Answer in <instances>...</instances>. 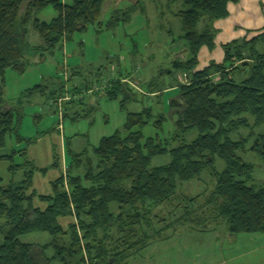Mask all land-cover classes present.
<instances>
[{
	"label": "trees",
	"instance_id": "16d2710c",
	"mask_svg": "<svg viewBox=\"0 0 264 264\" xmlns=\"http://www.w3.org/2000/svg\"><path fill=\"white\" fill-rule=\"evenodd\" d=\"M105 1L0 0V148L7 133L17 130L12 110L2 99L5 71L22 74L30 57L51 54L74 33L97 24ZM163 1L177 6L171 14L179 21V40L185 45L184 59L170 62V69L185 76L184 82L170 87L177 91L168 103L175 116L173 133L144 137L142 129L149 123L162 131L165 117H154L150 108L127 113L122 128L92 148V157L86 151L66 150L65 171L51 183L48 195L32 189L31 161L10 163L11 179L0 186V264H40L34 246L19 240L31 233L48 235L46 247L55 248L52 259L62 264H127L152 242L176 233V226L192 233L220 222L229 237L264 234V187L253 183L254 165L238 155L251 151L264 159V134L252 138L253 129L264 127V25L250 39L223 44L221 62L198 69L200 49L214 48V23L227 18L228 5L240 0ZM48 6L56 16L49 22L36 19ZM137 10L145 12L142 0L118 18L112 11L107 26L128 21ZM28 25L39 38L36 46L27 41ZM120 77L98 95L108 100L121 96L123 108L135 94L127 92ZM77 90L70 88V96L80 94ZM58 91L62 96L63 87ZM193 130L197 136L184 141L183 135ZM241 130L249 132L230 138ZM163 156H168L166 163L151 166L153 158ZM12 157L0 156V161L11 162ZM217 159L223 163L221 171L215 169ZM52 167H59L57 157ZM203 174L212 182L207 193L189 196L178 191ZM162 207L169 208L165 216Z\"/></svg>",
	"mask_w": 264,
	"mask_h": 264
},
{
	"label": "rangeland",
	"instance_id": "374dc122",
	"mask_svg": "<svg viewBox=\"0 0 264 264\" xmlns=\"http://www.w3.org/2000/svg\"><path fill=\"white\" fill-rule=\"evenodd\" d=\"M135 2L105 1L100 10L99 25L88 26L82 33H74L70 41L64 42L51 54L42 52L43 56L36 54L27 58L29 66L22 74L11 69L5 71L2 99L4 105L12 110V120L17 130L7 133L4 146L0 148V156H13L11 162L0 161V186L11 179L8 171L10 163L17 165L28 160L35 168L32 189L38 195H48L51 193V183L65 171L68 159L66 150L73 154L86 151L87 156L92 157V148L100 138L120 130L127 113L150 108L154 117H165L162 131L149 123L142 129L144 137L158 135L165 138L173 133L175 116L170 115L168 103L177 96V91L170 87L182 83L184 78L182 72L170 69V62L173 59H184L185 55V45L179 40L182 34L179 21L171 14L177 6H166L163 0H142L145 12L137 10L128 21L119 20L115 25L107 26L112 11H116L114 15L118 18ZM263 2L247 0L246 7L249 10L239 14L244 15V18L249 16L248 22L252 25L247 26L245 19L238 21V36L243 37L237 39H250L256 34L257 29L251 30V27H256L258 18L264 15ZM55 16L56 11L50 6L35 15L41 22H49ZM27 29V41L36 46L39 43L37 34L31 25ZM245 32L254 34L244 36ZM202 52L208 55L211 62L219 63L223 59L222 48L217 43L213 49L206 48ZM203 59L200 55L196 68L206 63ZM169 69L171 72L167 73ZM119 75H122L119 79L126 80L127 92L135 94V99L127 100L123 108L120 105L121 96L108 100L98 95L104 87L115 82ZM61 87L62 96L59 94L61 91H58ZM72 87L79 88L77 91L80 94L76 97L70 96L68 90ZM80 95L82 99L78 98ZM71 98L76 102L69 104L73 100ZM253 131L255 136L252 138H255L258 133L264 134V127ZM248 132L241 130L231 134L230 138L236 140ZM196 136L197 132L193 130L183 135L182 139L190 142ZM22 151L25 152L24 156L18 154ZM238 155L244 162L254 165L253 183L264 187V159L251 151ZM54 157H57L58 168L52 167ZM167 161L168 156L155 157L151 160V166H159ZM215 169H223L222 161H215ZM20 175V172L16 173L14 179L18 180ZM211 187L212 182L203 174L200 181L178 186V191L193 196L204 190L207 193ZM35 205L40 206L37 202ZM168 209L162 207L160 214L165 216ZM175 228L176 233L168 239L182 240L180 251L185 264H264V234L229 237L220 222L211 223L204 230L198 229L196 234L177 226ZM19 240L22 244L34 246L40 264H46L45 258L49 264H62L52 259L55 248L51 245L46 247L51 242L48 235L31 233ZM190 242L196 243L194 250L189 247ZM39 254H43L41 259Z\"/></svg>",
	"mask_w": 264,
	"mask_h": 264
},
{
	"label": "crops",
	"instance_id": "0c3cea01",
	"mask_svg": "<svg viewBox=\"0 0 264 264\" xmlns=\"http://www.w3.org/2000/svg\"><path fill=\"white\" fill-rule=\"evenodd\" d=\"M247 0H240L237 4H229L228 5V11L229 15L227 18L216 21L214 23V28L216 29V35L214 38V44H218L219 47H221L223 44H226L232 40H235L237 38L241 37L238 36V21L241 19H245L244 23H246L247 26H251L250 18H244V15L239 14L243 11H248L246 4ZM264 4V2H263ZM249 15V14H248ZM264 15L262 14L261 18H258L259 21L258 24L253 27H251V30L259 29L264 25ZM249 19V20H248ZM253 19V17H252ZM247 30V27H245ZM240 29V27H239ZM242 32V31H240ZM254 33L251 32H245L243 33L244 36L246 35H253ZM221 44V45H220ZM206 49L205 47L201 48L198 53V59L200 60V55L203 56V60L206 61L200 68L201 69L205 66H207L211 60L208 59V55L204 51ZM218 63V61L216 62ZM196 234L195 232H192V234ZM203 234V233H202ZM191 235V234H190ZM192 236V235H191ZM215 241V238L212 240ZM182 244L181 239H163V240H157L152 242L150 245H148L144 250L139 252L135 257L131 258L128 263L130 264H185L184 257L180 251V245ZM196 243L190 242L189 247L195 249ZM174 248V249H170ZM127 263V264H128ZM215 264V263H214Z\"/></svg>",
	"mask_w": 264,
	"mask_h": 264
},
{
	"label": "built area",
	"instance_id": "2783aa9c",
	"mask_svg": "<svg viewBox=\"0 0 264 264\" xmlns=\"http://www.w3.org/2000/svg\"><path fill=\"white\" fill-rule=\"evenodd\" d=\"M183 78H184V80H183V82L185 81V76H183Z\"/></svg>",
	"mask_w": 264,
	"mask_h": 264
}]
</instances>
